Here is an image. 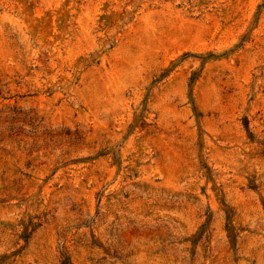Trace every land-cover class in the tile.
Wrapping results in <instances>:
<instances>
[{
	"label": "rangeland",
	"instance_id": "obj_1",
	"mask_svg": "<svg viewBox=\"0 0 264 264\" xmlns=\"http://www.w3.org/2000/svg\"><path fill=\"white\" fill-rule=\"evenodd\" d=\"M0 264H264V0H0Z\"/></svg>",
	"mask_w": 264,
	"mask_h": 264
}]
</instances>
